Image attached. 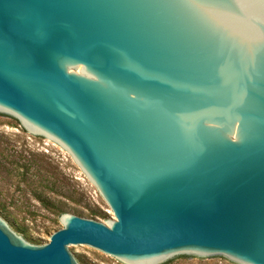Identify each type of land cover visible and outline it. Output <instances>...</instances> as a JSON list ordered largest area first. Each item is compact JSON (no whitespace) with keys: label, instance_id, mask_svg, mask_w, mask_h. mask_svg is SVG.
Segmentation results:
<instances>
[{"label":"water","instance_id":"water-1","mask_svg":"<svg viewBox=\"0 0 264 264\" xmlns=\"http://www.w3.org/2000/svg\"><path fill=\"white\" fill-rule=\"evenodd\" d=\"M0 118L115 218L44 196L46 242L0 208V264H264V0H0Z\"/></svg>","mask_w":264,"mask_h":264},{"label":"rangeland","instance_id":"rangeland-1","mask_svg":"<svg viewBox=\"0 0 264 264\" xmlns=\"http://www.w3.org/2000/svg\"><path fill=\"white\" fill-rule=\"evenodd\" d=\"M66 201L75 210L100 211L105 223L115 219L96 187L56 143L41 141L26 131L17 119L0 118V208L16 216L25 239L29 225L46 241L63 227L59 212L45 197ZM106 224V223H105ZM107 225V224H106ZM91 264H123L103 252L76 247ZM174 264H237L228 259H179Z\"/></svg>","mask_w":264,"mask_h":264},{"label":"trees","instance_id":"trees-1","mask_svg":"<svg viewBox=\"0 0 264 264\" xmlns=\"http://www.w3.org/2000/svg\"><path fill=\"white\" fill-rule=\"evenodd\" d=\"M65 212H66L65 210L59 211V217L62 213H65ZM74 213L77 214L78 216L87 217L90 219H96V217H101V218L106 217L104 213H102L100 211H94V210H90L87 214H85L82 211L74 210Z\"/></svg>","mask_w":264,"mask_h":264}]
</instances>
